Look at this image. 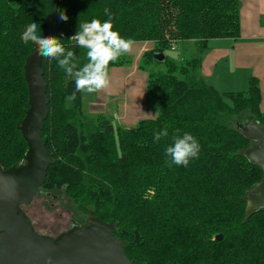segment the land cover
<instances>
[{"label":"trees","instance_id":"16d2710c","mask_svg":"<svg viewBox=\"0 0 264 264\" xmlns=\"http://www.w3.org/2000/svg\"><path fill=\"white\" fill-rule=\"evenodd\" d=\"M105 8L122 38L153 43L138 67L160 114L129 128L88 115L81 93L66 100L74 79L42 57L48 113L41 138L55 162L39 195L63 194L76 227L87 217L111 225L133 264H264V209L245 213V194L264 175L245 157L257 143L240 128L264 125L257 79L245 91L219 92L198 74L209 40L239 37L238 0H0V169L23 165L27 152L18 126L29 108L24 65L34 46L22 41L26 26L38 23L82 67L86 50L70 38L79 22L107 21ZM177 42L192 47L180 61L165 55ZM160 53L162 61L154 58ZM130 63L122 55L109 71ZM165 128L168 136L154 141ZM184 132L198 141V157L187 167L170 165L165 149Z\"/></svg>","mask_w":264,"mask_h":264},{"label":"water","instance_id":"95a60500","mask_svg":"<svg viewBox=\"0 0 264 264\" xmlns=\"http://www.w3.org/2000/svg\"><path fill=\"white\" fill-rule=\"evenodd\" d=\"M48 34H45L47 37ZM163 55H155L158 61ZM24 78L28 87V110L19 130L27 145L24 164L0 169V264H133L123 254L124 244L116 239L111 225L87 217L86 224L61 236L55 243L35 234L17 206L28 204L45 182L49 165L55 161L42 142L47 118V86L41 71L42 57L34 45L26 57ZM243 132L257 144L245 157L259 165L264 175V125L248 123ZM246 217L264 209V177L245 194ZM221 240V235L215 238Z\"/></svg>","mask_w":264,"mask_h":264},{"label":"crops","instance_id":"0c3cea01","mask_svg":"<svg viewBox=\"0 0 264 264\" xmlns=\"http://www.w3.org/2000/svg\"><path fill=\"white\" fill-rule=\"evenodd\" d=\"M240 31L237 39H214L206 43L198 74L219 92H242L250 78L257 79L264 113V0H238ZM151 42H135L127 66L109 71L107 89L82 94V110L101 114L123 128L156 115V106L146 97L147 73L138 66L141 57L152 50ZM188 48V47H187ZM184 52H192L191 48ZM177 49V48H176ZM182 55L174 58L182 60Z\"/></svg>","mask_w":264,"mask_h":264},{"label":"clouds","instance_id":"9594fccd","mask_svg":"<svg viewBox=\"0 0 264 264\" xmlns=\"http://www.w3.org/2000/svg\"><path fill=\"white\" fill-rule=\"evenodd\" d=\"M104 11L108 16L107 21L92 19L90 22H79L77 33L70 38L75 46L86 50L87 62L82 67H78L76 52L72 48L66 49L58 38L41 35L38 23L31 22L22 33L24 43L34 44L41 57L55 60L66 76L74 79L75 90L66 97L69 102L76 100L77 93L94 94L107 89L110 84L109 64L131 52L135 43L130 38H122L113 30L111 13L107 8ZM60 19L67 21L68 17L61 13ZM159 114L160 110L157 109L156 115ZM167 136L166 128L153 133L156 142ZM199 151L200 145L196 138L184 132L173 136L172 143L165 149V155L170 165L187 167L190 159L198 157Z\"/></svg>","mask_w":264,"mask_h":264},{"label":"rangeland","instance_id":"374dc122","mask_svg":"<svg viewBox=\"0 0 264 264\" xmlns=\"http://www.w3.org/2000/svg\"><path fill=\"white\" fill-rule=\"evenodd\" d=\"M185 48H187L186 43L177 42L171 50L165 52V55L174 59L180 54L182 58H185L189 55L184 52ZM195 50L193 48V53ZM157 69L162 72L165 70L164 66H160ZM152 103L156 106L154 101H150L149 105ZM112 124L114 127L119 126L115 121H112ZM17 207L28 221L31 230L43 238L46 237L52 243H55L61 236L76 228L74 220L72 219L74 218V211L63 194H60V197L55 199L53 197L39 195L38 193L31 202Z\"/></svg>","mask_w":264,"mask_h":264}]
</instances>
